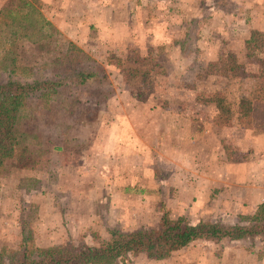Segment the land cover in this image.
<instances>
[{
  "label": "rangeland",
  "instance_id": "374dc122",
  "mask_svg": "<svg viewBox=\"0 0 264 264\" xmlns=\"http://www.w3.org/2000/svg\"><path fill=\"white\" fill-rule=\"evenodd\" d=\"M6 8L28 14L31 26L4 35ZM0 12V81L11 69L27 80L78 68L103 76L98 86L27 100L38 140L22 165L0 174V252L24 236L40 246L96 245L109 228H155L163 213L247 222L254 201L236 171L220 179L180 167L207 170L215 127L260 130L264 0H0ZM212 97L228 106L230 126ZM221 147L228 162L242 157ZM112 264H264V246L197 240L168 259L140 253Z\"/></svg>",
  "mask_w": 264,
  "mask_h": 264
},
{
  "label": "trees",
  "instance_id": "16d2710c",
  "mask_svg": "<svg viewBox=\"0 0 264 264\" xmlns=\"http://www.w3.org/2000/svg\"><path fill=\"white\" fill-rule=\"evenodd\" d=\"M21 3L31 6L33 0H21ZM9 9L6 8V11L10 20L4 24L9 32L3 31L4 35L13 34L14 27L27 30L31 26L28 14H18ZM39 18L41 24L52 28L42 16L39 15ZM17 19L19 22L15 21ZM226 57L225 62L229 63L231 74L235 75L237 69L233 55L228 53ZM11 70L6 79L0 81V174L12 163L22 165L31 151V145L38 140L33 117L26 107L28 99L47 92L53 94L65 87L88 89L98 86L103 80V76L97 72L84 68L73 69L68 74L52 79L43 77L31 80L12 78ZM209 99L214 101L222 123L229 125L231 117L228 106L221 98ZM200 101L208 100L200 98ZM196 240H256L264 246V200L256 205L243 224L206 220L190 223L184 218H170L167 213H163L155 228L130 231L109 228L106 238L96 245L65 242L40 246L24 236L14 247L0 252V264H112L140 253L154 259H164Z\"/></svg>",
  "mask_w": 264,
  "mask_h": 264
},
{
  "label": "crops",
  "instance_id": "0c3cea01",
  "mask_svg": "<svg viewBox=\"0 0 264 264\" xmlns=\"http://www.w3.org/2000/svg\"><path fill=\"white\" fill-rule=\"evenodd\" d=\"M253 114H255V112H249L250 120L255 117V115L253 116ZM251 124L252 123L250 122L249 125L246 126V128H239L233 125L231 127L230 125H226L230 126V128L215 127L214 132H212L213 129L207 130L208 134L210 132H212L213 134H210L212 136L209 141L205 139V142L207 143L204 144V147L209 152L210 159L206 161V164L204 166L207 168V170L208 168H213L212 172H208L207 170H204L201 173L197 171L192 172L191 169L186 170V167L184 166H182L184 168L180 167V169L185 170V172L182 171L183 173L190 172L194 173V175H199V177H202L205 174L212 173L214 177H219L220 179H225V177L229 176L227 174L228 172L231 173L232 171H236V174H238V178H236V180H238V182L240 181L238 185L244 183L248 193L247 197H249L250 200L254 201L252 204V208L255 209L256 205L264 200V121L260 122L261 127L258 131H255ZM224 144H230L231 148L234 151L242 152L243 158L241 157L240 160L228 162L224 157V153L221 147V145ZM239 176L241 178H239ZM199 215L200 217L195 218V221L188 222L194 223L201 220L217 221L210 219L208 213H199ZM180 217L181 216L174 218ZM171 254L165 259L171 257Z\"/></svg>",
  "mask_w": 264,
  "mask_h": 264
}]
</instances>
